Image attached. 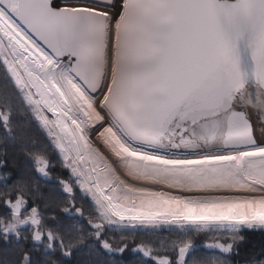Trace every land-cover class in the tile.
<instances>
[{"label":"snow or ice","instance_id":"6c2138e0","mask_svg":"<svg viewBox=\"0 0 264 264\" xmlns=\"http://www.w3.org/2000/svg\"><path fill=\"white\" fill-rule=\"evenodd\" d=\"M0 70V264H264V0H0Z\"/></svg>","mask_w":264,"mask_h":264},{"label":"trees","instance_id":"16d2710c","mask_svg":"<svg viewBox=\"0 0 264 264\" xmlns=\"http://www.w3.org/2000/svg\"><path fill=\"white\" fill-rule=\"evenodd\" d=\"M5 81L2 76V70H0V87H3ZM12 124L13 133L12 138H9L4 143H0V151H7L9 164L11 165L12 160L15 159L20 165H26L24 158V151H41L44 150L48 141L46 140L43 132L37 127L34 118L30 113H27L25 105L16 99L12 98ZM5 135L3 129L0 128V138ZM55 159V156H53ZM30 167V164L27 165ZM55 171H60L59 168ZM76 221L69 218L62 217L61 224L64 227H72ZM136 233L137 240H146L151 242L155 247H160L161 242L165 246L170 244L171 240L175 238L176 233L170 231L161 230L160 232H153L151 230L146 231H134ZM178 233V232H177ZM120 233H112V235H119ZM247 242L243 244L241 248V257H236V259H243V254L248 253L250 250L258 251L261 247H264V234L259 232H248ZM207 239V234H198L195 236V241L197 243H202ZM207 250L205 248L200 249V253L204 254ZM259 258V257H258ZM119 257L117 260L119 261ZM139 259L138 256L128 253L123 260L126 264H136V260Z\"/></svg>","mask_w":264,"mask_h":264},{"label":"rangeland","instance_id":"374dc122","mask_svg":"<svg viewBox=\"0 0 264 264\" xmlns=\"http://www.w3.org/2000/svg\"><path fill=\"white\" fill-rule=\"evenodd\" d=\"M137 230H139V231L151 230V231H153V232H160L161 230L169 231L168 226H163V227H161L160 229L145 228V229H136V230H130V231H137ZM172 231L175 232V233H177V232H179V228L176 227V226H173ZM172 231H170V232H172ZM200 234H203V233H200ZM204 242H205V241H204ZM204 242H202V243H197V242H196V243H197L198 245H200V249H203V248H204V247H203V243H204Z\"/></svg>","mask_w":264,"mask_h":264}]
</instances>
